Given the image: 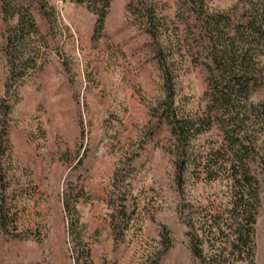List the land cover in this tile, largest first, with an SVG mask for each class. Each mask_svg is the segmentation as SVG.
<instances>
[{"label": "rangeland", "instance_id": "374dc122", "mask_svg": "<svg viewBox=\"0 0 264 264\" xmlns=\"http://www.w3.org/2000/svg\"><path fill=\"white\" fill-rule=\"evenodd\" d=\"M152 1L172 21L175 0ZM238 1L210 0L208 8L228 10ZM127 2L111 0L99 37L93 36L95 15L69 1L50 0L48 23L36 18L45 40L38 68L7 101L9 149L0 177L5 174L8 186L0 184V207L5 203L18 220L15 230L0 231V264H150L157 255L160 264L193 262L166 129L154 128L162 80L141 49L149 38L127 13ZM3 31L0 15V102L8 74ZM178 69L175 104L201 111L203 70L187 59ZM259 178L254 262L264 264ZM224 190L222 182L189 181L185 199L206 203Z\"/></svg>", "mask_w": 264, "mask_h": 264}, {"label": "trees", "instance_id": "16d2710c", "mask_svg": "<svg viewBox=\"0 0 264 264\" xmlns=\"http://www.w3.org/2000/svg\"><path fill=\"white\" fill-rule=\"evenodd\" d=\"M65 1L95 15L93 36L99 37L111 0ZM209 1L175 0L172 21L152 0H128L126 11L149 38L141 49L149 51L162 80L164 97L155 107L154 128L166 129L192 264H255L259 177H264V142L258 144L264 133V0H239L217 11L209 10ZM52 11L50 0H0L1 50L8 65L0 102V168L9 149L7 101L38 68L39 45L45 40L36 18L48 23ZM184 59L204 73L205 104L196 113L175 104L178 65ZM1 176L5 190L8 182ZM189 181L222 182L223 197L206 203L185 199ZM120 214L126 216L123 205ZM17 220L2 203L0 231L15 230ZM163 233L162 246L168 249L171 238L165 228ZM150 264H160L158 255Z\"/></svg>", "mask_w": 264, "mask_h": 264}]
</instances>
